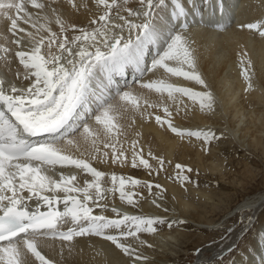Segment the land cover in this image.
Instances as JSON below:
<instances>
[{
	"label": "snow or ice",
	"instance_id": "snow-or-ice-1",
	"mask_svg": "<svg viewBox=\"0 0 264 264\" xmlns=\"http://www.w3.org/2000/svg\"><path fill=\"white\" fill-rule=\"evenodd\" d=\"M67 2L77 8L74 0ZM93 2L98 14L87 27H77L53 7L55 0H0V20L8 22L6 27L0 23V264H56L42 254L41 247L49 240L71 242L81 236L110 241L133 264H148V257L129 238L142 246L146 241L141 233L154 234L158 225L167 223L171 228L183 223L129 215L116 207L111 208L113 217L103 214L109 207V194L119 193L120 201L135 206V193L126 189L143 185L151 193L160 185L108 174L85 159L74 158L68 148L79 147L74 139L77 134L88 145L92 159L109 158V152L100 147L103 145L111 150L112 164L142 167L149 175L163 171L165 161L149 151L147 157L159 165L154 168L137 139L125 149L129 142L120 139L127 136L120 122L125 113H139L148 119L153 113L147 109H160L163 116L154 115L157 124L167 125L181 138L202 140L205 151L210 142L220 139L211 129H181L172 122L171 105L179 114L182 97L198 103L201 111H212L215 100L210 91L145 77L163 69L168 76L183 77L206 88L185 33L197 23V17L202 26L223 30L225 25L212 21L205 25L197 0ZM217 3L224 14L223 0ZM29 6L37 11H29ZM53 24L58 31L53 30ZM239 27L264 37L259 22ZM245 56L240 58V75L248 92L253 87L252 66L251 61L245 65ZM129 70L130 80L125 78ZM135 87L156 93L160 102L138 95ZM89 118L94 125L89 124ZM57 166H75L91 179L81 185L76 175L62 172L57 179ZM175 167L179 170L175 178L182 185L189 181L184 173L192 169L179 163ZM109 183L111 186H106ZM97 208L101 212L94 214Z\"/></svg>",
	"mask_w": 264,
	"mask_h": 264
},
{
	"label": "bare ground",
	"instance_id": "bare-ground-1",
	"mask_svg": "<svg viewBox=\"0 0 264 264\" xmlns=\"http://www.w3.org/2000/svg\"><path fill=\"white\" fill-rule=\"evenodd\" d=\"M74 2L77 8H73L67 0H55L53 7L77 27H87L94 14H98L93 0H74ZM133 2L134 0H130V3ZM223 3L225 13L221 14L217 0H207L206 3L197 0V7L203 13L205 25H208L209 21L213 24L223 23L225 25L223 30H217L210 25L202 26L198 23L199 17H197V23L190 25L188 32L185 33L195 58L196 71L205 81L206 88L183 77L168 76L163 69L158 70L155 75L149 73L145 77V79L165 78L168 82L192 88L194 91H210L215 100L212 111H201L198 103L188 97H182L183 111L179 114L176 113L175 105H171L172 122L181 129H211L220 137L219 140L210 142L207 146L208 150L205 151L202 140H197L195 137L181 138L171 132L167 125L157 124L154 115L163 116V112L152 108L147 109L148 112L153 113L148 119L142 118L139 113H125L120 122L125 125L127 136L120 139L128 140L129 143L124 145L125 149H130V141L137 139L145 157L154 168H158L159 165H155L157 162L147 157L149 151L164 159V170L160 171L161 173L156 172V176H154L155 171L150 176L148 170L142 167L132 168L130 164L125 166L112 164L111 150L103 149V145L100 147L102 151L109 152V158L106 161L100 157L92 159L88 145L79 134L74 137L79 147L68 148V152L74 158L87 160L99 171L124 177L130 176L152 183L154 186L156 179L159 180L157 183L160 188L153 187L151 193L143 185L126 189L135 193L133 196L135 206L120 201L119 193L109 194L107 198L109 207L103 212L113 217L115 214L111 208L116 207L121 213L129 215L162 217L169 222L173 219L183 221L182 224H173L171 228L167 223L158 225L154 234L141 233V239L146 241L142 246L129 238V242L134 247H138L143 256L148 257V264H173L174 259L178 257L176 254L180 250L184 251L182 244L187 245L194 236V229L204 232L220 230L227 226L228 218L237 213L246 218L243 227L252 228L249 236L241 241L244 229L227 227L229 230L234 229L229 236L230 239L224 240L218 248V242H214L206 245L202 251H198L197 261L201 259L198 264H264V190L243 198L216 220L207 218L208 212L220 206L227 193L226 184L229 181L226 182L223 169L227 148L237 143L247 148V151L259 150L264 153V37H261L258 31L239 27L243 24L259 22L264 28V0H223ZM28 10L37 11L30 6ZM50 11L46 9L49 14ZM0 23L6 27L8 22L0 20ZM21 26L28 28V25L22 22ZM53 30L58 31L54 24ZM245 53V65L247 61H251L252 66L253 87L248 92L244 91L246 84L240 75V58ZM17 65L18 62L12 65L13 72ZM125 78L131 79L130 70ZM133 91L138 95L147 96L153 103L160 102V97L156 93H149L138 87ZM164 99L166 101V96ZM132 120L135 122L132 123ZM88 122L94 125L93 119L89 118ZM129 124L131 127H127ZM136 133H139V136ZM126 155L130 157V151H126ZM178 163L186 169H197L202 173L203 180L190 179V183L182 185L175 178L179 171L175 167ZM61 172L65 175H76L81 185L85 179H91L90 175L76 169L75 166L65 168L57 166L55 178L59 179ZM167 174H171L172 177ZM184 174L186 175L187 171ZM209 176L213 177L209 178ZM105 179L107 180L108 177ZM106 186L111 185L109 183ZM157 204L160 206L157 207ZM58 207L63 209V205ZM100 212L101 209H94V214ZM239 241L241 243L235 255L223 262L221 257L234 249ZM41 252L56 264H133L132 259L110 241L97 236L75 237L71 242L49 240L47 245L41 247ZM205 252L210 254L204 256Z\"/></svg>",
	"mask_w": 264,
	"mask_h": 264
},
{
	"label": "rangeland",
	"instance_id": "rangeland-1",
	"mask_svg": "<svg viewBox=\"0 0 264 264\" xmlns=\"http://www.w3.org/2000/svg\"><path fill=\"white\" fill-rule=\"evenodd\" d=\"M244 148L245 147H242L240 144L233 143L232 146H229L225 151L226 153L223 160V169L225 172L226 182L229 181V183L227 182L228 185L226 184V186L229 188L225 186L227 189V193L224 196V201L220 206L208 212V219L216 220L220 218L224 213L233 208L234 205L237 202L241 201L243 198L264 190V153L259 150L250 151L248 149L247 151V148ZM242 155H246L249 157L244 158V156ZM155 165H157V163ZM186 175L189 176V181L190 179L191 181H196V179L199 178L200 179L198 181L203 180V178L201 177L202 173H200L197 169L192 170L191 172H187ZM154 176H156V172L154 173ZM168 176L172 177L171 174H169ZM212 177L213 176H209V178ZM156 181L158 182L159 180L156 179ZM189 181L184 182V185L190 183ZM156 183L154 184L156 185ZM244 219H246L245 216L241 217V215L237 213L234 216L229 217L227 226L220 228V230L204 232L199 229H194V236L187 242V245L182 244V249H184V251L181 252L180 250L178 252L179 254H176V256L178 257L174 259L173 264H192L191 262L194 259L196 260L193 264H198L201 261V259L197 261L196 254L198 251H202L206 247V245H210L214 242H218V248V246L222 245V242L224 240L227 241V239H230L229 236L232 235L234 229H244V233H242L244 235L241 237V241L247 238L252 228L250 229V227H247L245 229L243 227L245 223ZM227 227H232L234 229L229 230ZM241 241L237 243L234 249L230 250L228 253H226V255L221 257V259H223V262L235 255L236 249L240 245ZM205 253L206 254L204 256L210 254V252Z\"/></svg>",
	"mask_w": 264,
	"mask_h": 264
}]
</instances>
